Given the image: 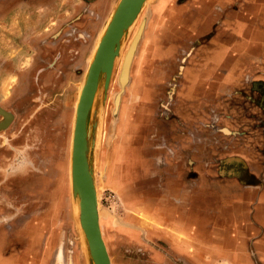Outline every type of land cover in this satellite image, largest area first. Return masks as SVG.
I'll use <instances>...</instances> for the list:
<instances>
[{"label": "rangeland", "instance_id": "1", "mask_svg": "<svg viewBox=\"0 0 264 264\" xmlns=\"http://www.w3.org/2000/svg\"><path fill=\"white\" fill-rule=\"evenodd\" d=\"M117 2L0 0V264H86L73 101ZM90 157L112 264H264V0H148Z\"/></svg>", "mask_w": 264, "mask_h": 264}, {"label": "water", "instance_id": "2", "mask_svg": "<svg viewBox=\"0 0 264 264\" xmlns=\"http://www.w3.org/2000/svg\"><path fill=\"white\" fill-rule=\"evenodd\" d=\"M147 1L118 0L97 37L77 91L80 95L75 107L72 129L69 181L86 264H112L100 225L99 198L90 149L102 119V110L115 61L121 54L125 36ZM137 38L138 34L134 36L120 68L118 79L121 90L128 77ZM119 96L120 92L114 96L116 105ZM8 117L9 114L6 118L9 119ZM4 125L5 122L0 123V126Z\"/></svg>", "mask_w": 264, "mask_h": 264}, {"label": "bare ground", "instance_id": "3", "mask_svg": "<svg viewBox=\"0 0 264 264\" xmlns=\"http://www.w3.org/2000/svg\"><path fill=\"white\" fill-rule=\"evenodd\" d=\"M123 75V74H122ZM81 91V90H80ZM80 95V92L77 94V97L75 98V100L73 101V117H72V123H71V132H70V137H69V155H68V163H69V167H68V175H69V180H70V149H71V143H72V129L74 128V118H75V107H76V103L78 102V97ZM101 218V217H100ZM78 219H79V216H78ZM106 243V242H105Z\"/></svg>", "mask_w": 264, "mask_h": 264}, {"label": "crops", "instance_id": "4", "mask_svg": "<svg viewBox=\"0 0 264 264\" xmlns=\"http://www.w3.org/2000/svg\"><path fill=\"white\" fill-rule=\"evenodd\" d=\"M145 93L148 94L149 91H145ZM11 263H13L12 260L8 261V264H11Z\"/></svg>", "mask_w": 264, "mask_h": 264}, {"label": "flooded vegetation", "instance_id": "5", "mask_svg": "<svg viewBox=\"0 0 264 264\" xmlns=\"http://www.w3.org/2000/svg\"><path fill=\"white\" fill-rule=\"evenodd\" d=\"M3 111V113L5 114V116L7 117V115H8V112H6V111H4V110H2ZM9 118V117H8Z\"/></svg>", "mask_w": 264, "mask_h": 264}]
</instances>
